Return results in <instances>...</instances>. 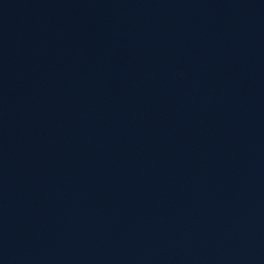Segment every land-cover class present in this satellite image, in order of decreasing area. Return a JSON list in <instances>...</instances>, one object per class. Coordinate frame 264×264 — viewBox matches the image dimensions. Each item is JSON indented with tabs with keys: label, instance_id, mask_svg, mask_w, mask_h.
Masks as SVG:
<instances>
[{
	"label": "water",
	"instance_id": "95a60500",
	"mask_svg": "<svg viewBox=\"0 0 264 264\" xmlns=\"http://www.w3.org/2000/svg\"><path fill=\"white\" fill-rule=\"evenodd\" d=\"M0 264H264V0H0Z\"/></svg>",
	"mask_w": 264,
	"mask_h": 264
}]
</instances>
